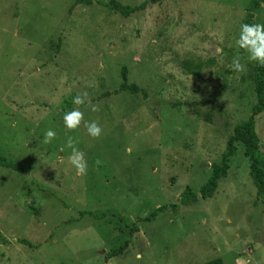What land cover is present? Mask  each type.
I'll list each match as a JSON object with an SVG mask.
<instances>
[{"label": "rangeland", "instance_id": "1", "mask_svg": "<svg viewBox=\"0 0 264 264\" xmlns=\"http://www.w3.org/2000/svg\"><path fill=\"white\" fill-rule=\"evenodd\" d=\"M73 1L0 0V157L19 167L0 165V264H264V193L240 143L211 196L198 195L255 101L254 62L233 39L248 0H158L127 16ZM251 13L264 24V0ZM122 67L143 93L120 88ZM82 92L99 106H79L98 139L64 126ZM254 131L264 170V110ZM185 186L196 200L174 207Z\"/></svg>", "mask_w": 264, "mask_h": 264}, {"label": "trees", "instance_id": "2", "mask_svg": "<svg viewBox=\"0 0 264 264\" xmlns=\"http://www.w3.org/2000/svg\"><path fill=\"white\" fill-rule=\"evenodd\" d=\"M158 0H143L137 5H129L119 2L118 0H95L98 5L104 6L110 10L117 11L123 16H127L145 7L147 3H154ZM91 0H74L73 3H90ZM259 5V0H248L244 6V18L243 23H249L252 17V11ZM121 82L120 88L130 91L137 92L139 90L135 83H128L126 81V69L122 67L120 69ZM251 81L252 88L255 96V101L249 109L247 117L238 123H236L230 136L227 138L225 143V150L220 155L217 161L211 162L209 165V174L205 182L198 188V195L201 198L209 197L213 193L216 183L219 178L226 175L228 168V162L230 158L236 153V143L242 145V154L249 161V175L253 180L254 186L257 191L264 193V170L262 169L258 158L255 155V151L258 147V137L254 131V116L264 110V67H261L258 63L254 62L251 69ZM143 93L142 90H139ZM206 121H209V117H205ZM0 165H3L12 170H19V167L13 161H5L0 157ZM197 194L189 187L185 186L179 193L177 203L173 204L177 207L179 204H186L189 201L196 200ZM163 208V206L156 207L157 210ZM154 215V212L147 214L141 220L149 219ZM26 245H30L27 240L19 239ZM120 247L114 249L111 253L115 255L119 253ZM106 264V263H104ZM200 264H223L220 257H215Z\"/></svg>", "mask_w": 264, "mask_h": 264}, {"label": "clouds", "instance_id": "3", "mask_svg": "<svg viewBox=\"0 0 264 264\" xmlns=\"http://www.w3.org/2000/svg\"><path fill=\"white\" fill-rule=\"evenodd\" d=\"M233 39L235 46L247 53V59L249 61L256 62L261 67H264V24L241 23L238 35ZM229 67L236 73H241L246 70L245 65L241 63L239 54L233 57ZM72 103L77 107L62 115L64 126L71 131L79 128L83 122L88 135L94 139H98L102 133V128L96 120L84 121V113L80 110L79 106L87 103L93 112L99 111V106L91 104L87 92H82L74 96ZM55 137V131L48 129L43 134L42 143L49 144ZM78 142V140H74L73 137L68 136L65 146L71 149L68 162L75 168L77 174L84 175L87 173L88 163L85 159V153L75 146ZM61 152H63V148ZM96 163L99 164L100 161L97 160Z\"/></svg>", "mask_w": 264, "mask_h": 264}]
</instances>
